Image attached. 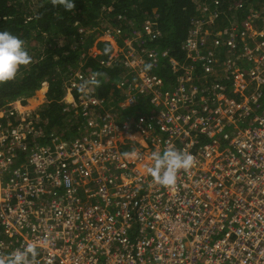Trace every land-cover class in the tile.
<instances>
[{
    "label": "built area",
    "instance_id": "1",
    "mask_svg": "<svg viewBox=\"0 0 264 264\" xmlns=\"http://www.w3.org/2000/svg\"><path fill=\"white\" fill-rule=\"evenodd\" d=\"M210 19L205 26L212 28L215 10ZM231 23L224 34L210 29L208 36L194 21L182 47L187 59H168L182 74L167 90L152 69H140L158 67L157 49L122 53L138 72L124 107L153 95L152 108L136 122L121 121L105 99L87 95L74 139L38 128L32 134L50 142L28 151L25 120L1 131L0 254L36 242L37 264H264V49L249 48L256 34L264 37V15ZM149 28L147 34L161 35ZM238 60L247 71L233 69ZM198 69L204 81L233 80L207 89L196 81ZM77 78L73 86L83 75ZM252 116L247 127L225 131ZM169 147L191 153L196 163L165 188L147 168L153 151ZM21 151L27 156L18 159ZM133 151L138 158L123 155Z\"/></svg>",
    "mask_w": 264,
    "mask_h": 264
},
{
    "label": "trees",
    "instance_id": "2",
    "mask_svg": "<svg viewBox=\"0 0 264 264\" xmlns=\"http://www.w3.org/2000/svg\"><path fill=\"white\" fill-rule=\"evenodd\" d=\"M236 1L243 0H74L76 8L68 12L62 7H53L51 0H0V31H8L23 39L33 58L29 66L21 68L15 80L0 84V111L12 100L22 99L27 106L28 99L42 95L45 105L36 115L38 126L46 134L60 131L62 138L74 139L84 125L79 105L86 96L71 82L78 81L79 72L83 78H88L92 72L101 71L107 74V79L102 80L101 86L89 95L105 99L106 108L115 113L117 111L121 121L131 116V120L136 122L143 112L148 113L152 108L153 95L142 96L133 107L124 109L121 102L138 87V72L125 65L124 55L119 53L116 43L100 41L96 50L91 51L94 43L104 33L115 30L120 34L118 43L125 50L128 48L125 40L132 41L131 49L134 51L157 49L160 52L158 67L151 68V71L157 73L163 90H167L178 82L182 74L171 70L168 59L172 57L180 62L187 59L182 47L195 20L203 22L205 28L210 12L215 10L217 19L211 30H220L224 34L230 30L234 19L240 21L248 13L264 14V0H246L235 9ZM205 8L209 9L208 12L204 11ZM38 15L40 19L36 18ZM147 22L154 32L161 35L154 37L152 33L147 34ZM81 29H84L83 33H80ZM136 31H141L143 36L135 35ZM105 49L110 51L106 54ZM165 50L169 51V56L163 58L160 55ZM190 62L186 61L187 64ZM239 66L244 71L248 70L247 64L241 60L233 69L237 70ZM140 69L145 70V65ZM194 74L197 83L207 89L219 82L228 84V80L232 79L220 81L216 76L209 75L204 81L199 69ZM254 88L255 83L249 90ZM261 90L264 91V88ZM225 92L231 97H238L228 90ZM15 118L14 113L11 122L17 126ZM253 118L229 126L225 131L234 134L239 127H247ZM0 121L7 122L4 118ZM32 124L35 125L36 120ZM28 137V151L31 147L35 148L36 142L40 146L50 142L31 133ZM26 153L19 152L18 159L25 158Z\"/></svg>",
    "mask_w": 264,
    "mask_h": 264
},
{
    "label": "clouds",
    "instance_id": "3",
    "mask_svg": "<svg viewBox=\"0 0 264 264\" xmlns=\"http://www.w3.org/2000/svg\"><path fill=\"white\" fill-rule=\"evenodd\" d=\"M238 3L240 5L238 8H240L244 1H238ZM51 5L53 7H62L68 12H72L76 8L74 0H51ZM234 6L236 9L237 5L234 4ZM252 14L259 16L264 15L248 13L246 16ZM36 18L40 19L41 16L38 15ZM109 51V49H105L106 54ZM32 59V56L28 53L25 47V41L23 39L8 31H0V84L15 80L17 75L20 73L21 68L29 66L32 63ZM151 68V64L145 65L146 71L151 70ZM104 79H107L106 73L94 71L88 78H82L81 83L78 85V89L81 94L87 96L99 88L101 86L102 80ZM124 104L125 102L122 101L121 105L123 108H125ZM107 109L112 110L106 108V110ZM12 112L13 115L14 113L16 114V124L24 122L17 119L18 110L14 109ZM13 115L9 122L13 121ZM3 118L7 120L6 116ZM0 122L5 124L4 121ZM24 124H26V120ZM13 125L15 126V124L11 122V125H7L6 128H9ZM123 155L126 158L139 157V154L135 151L131 153L126 152ZM150 158L153 161V164L151 167L147 168V172L151 176L153 183L165 188L174 186L177 183L178 173L181 170L186 171L194 167L196 163L195 157L191 153L183 150H177L172 147L166 148L163 152L153 151ZM39 255V245L36 242H30L26 245V247H24L23 250H16L7 255L0 254V264H37V257Z\"/></svg>",
    "mask_w": 264,
    "mask_h": 264
},
{
    "label": "rangeland",
    "instance_id": "4",
    "mask_svg": "<svg viewBox=\"0 0 264 264\" xmlns=\"http://www.w3.org/2000/svg\"><path fill=\"white\" fill-rule=\"evenodd\" d=\"M243 1L246 2V0H243ZM235 5H237V8L240 6L238 1H236ZM209 22H212V19H210ZM146 26H147L146 30H148L149 22L146 23ZM210 29H211V27H209V25H207V27L202 32L204 33V35L209 36V35H211ZM262 29H263L262 33H264V24L262 26ZM119 35L120 34L118 31L111 30V34H109V33L105 34L104 33V35L100 38V40L109 41L113 44L116 43L115 46L120 48L119 53L125 54V53H127V51H125V49L120 46V44L118 43V40H117ZM100 40H98L94 43L93 47L91 48V51L96 50L97 44H98V42H100ZM262 42L264 43V37L260 36V34H256L254 44L251 47L249 46V48L251 50H253L254 47L261 46V50H262V49H264V45L262 44ZM131 43H132V41L125 40L124 44H126V46H128L127 50L131 49ZM261 55H263V54H261ZM71 83H77L78 84V81L77 82H71ZM27 102H28L27 106H25L22 103V99L12 100V101L7 103L5 108L2 109L0 112V119L3 118L4 116H6V119H7V123H5V124L0 122V132L1 131L6 132L9 130V129H5V128L7 125H9L11 123V122H9V120H10L11 115H13L11 113H13L12 111L14 109L18 110V114H17L18 120H20V121L26 120V124L24 126L27 128L30 126V128H31L30 132L31 133H34L35 130L40 128L38 126L39 118L36 115L39 113V111L45 105L44 99H43L42 95H36V96H33L32 98L28 99ZM126 104H127V101H126ZM98 111H103V109L100 110V108H98ZM134 111H136V109ZM34 120H36L35 125L32 124V121H34Z\"/></svg>",
    "mask_w": 264,
    "mask_h": 264
},
{
    "label": "crops",
    "instance_id": "5",
    "mask_svg": "<svg viewBox=\"0 0 264 264\" xmlns=\"http://www.w3.org/2000/svg\"><path fill=\"white\" fill-rule=\"evenodd\" d=\"M137 145H139V144H137Z\"/></svg>",
    "mask_w": 264,
    "mask_h": 264
}]
</instances>
